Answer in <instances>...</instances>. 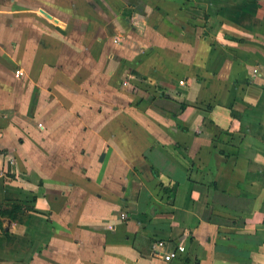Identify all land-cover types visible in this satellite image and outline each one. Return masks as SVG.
<instances>
[{
    "label": "crops",
    "instance_id": "crops-1",
    "mask_svg": "<svg viewBox=\"0 0 264 264\" xmlns=\"http://www.w3.org/2000/svg\"><path fill=\"white\" fill-rule=\"evenodd\" d=\"M12 206L0 264H264V0H0Z\"/></svg>",
    "mask_w": 264,
    "mask_h": 264
},
{
    "label": "built area",
    "instance_id": "built-area-1",
    "mask_svg": "<svg viewBox=\"0 0 264 264\" xmlns=\"http://www.w3.org/2000/svg\"><path fill=\"white\" fill-rule=\"evenodd\" d=\"M19 76H20V73L16 72V77H19ZM123 85L126 86L127 82H124ZM38 127H40L42 129V125L41 124H38ZM124 218H125V216L122 214L121 215V219H124ZM153 249H154L153 256L155 258H158L159 260H161L164 263L172 262L179 255H181V254H183L185 252V247L184 246L177 245L175 247L170 248L163 241L157 242L154 245Z\"/></svg>",
    "mask_w": 264,
    "mask_h": 264
},
{
    "label": "trees",
    "instance_id": "trees-1",
    "mask_svg": "<svg viewBox=\"0 0 264 264\" xmlns=\"http://www.w3.org/2000/svg\"><path fill=\"white\" fill-rule=\"evenodd\" d=\"M22 211H24L23 208L19 206H12L10 210H6V209L0 210V216L12 217V213L22 212Z\"/></svg>",
    "mask_w": 264,
    "mask_h": 264
},
{
    "label": "rangeland",
    "instance_id": "rangeland-1",
    "mask_svg": "<svg viewBox=\"0 0 264 264\" xmlns=\"http://www.w3.org/2000/svg\"><path fill=\"white\" fill-rule=\"evenodd\" d=\"M39 123H42V122H39ZM38 128H40V127H38ZM41 129V128H40Z\"/></svg>",
    "mask_w": 264,
    "mask_h": 264
}]
</instances>
